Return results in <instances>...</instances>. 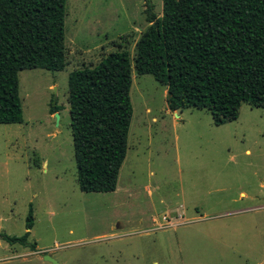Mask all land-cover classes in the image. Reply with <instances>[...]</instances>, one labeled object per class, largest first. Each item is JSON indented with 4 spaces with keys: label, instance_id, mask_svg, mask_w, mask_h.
Here are the masks:
<instances>
[{
    "label": "rangeland",
    "instance_id": "1",
    "mask_svg": "<svg viewBox=\"0 0 264 264\" xmlns=\"http://www.w3.org/2000/svg\"><path fill=\"white\" fill-rule=\"evenodd\" d=\"M146 8L66 0L65 69L18 73L23 122L0 124V236L21 237L31 209L35 250L0 239V264H264V109L243 103L215 126L206 109L170 112L166 87L133 72L116 189L78 188L67 75L110 52L133 62Z\"/></svg>",
    "mask_w": 264,
    "mask_h": 264
},
{
    "label": "trees",
    "instance_id": "2",
    "mask_svg": "<svg viewBox=\"0 0 264 264\" xmlns=\"http://www.w3.org/2000/svg\"><path fill=\"white\" fill-rule=\"evenodd\" d=\"M66 0H0V124L23 122L18 73L61 72ZM149 25L127 51L110 52L93 67L67 75L69 126L78 188L111 193L128 149L132 73L166 87L170 112L206 109L213 124L237 119L243 103L264 109V0H162L161 16L146 2ZM60 107L54 103L51 112ZM29 210L21 237L28 242Z\"/></svg>",
    "mask_w": 264,
    "mask_h": 264
},
{
    "label": "water",
    "instance_id": "3",
    "mask_svg": "<svg viewBox=\"0 0 264 264\" xmlns=\"http://www.w3.org/2000/svg\"><path fill=\"white\" fill-rule=\"evenodd\" d=\"M55 116V119H56V122L58 123V120H59V114L58 113H55L54 114ZM0 239H2V237L0 236ZM43 260L50 263V264H59L58 262H56L52 257L48 256V255H45L43 257Z\"/></svg>",
    "mask_w": 264,
    "mask_h": 264
},
{
    "label": "flooded vegetation",
    "instance_id": "4",
    "mask_svg": "<svg viewBox=\"0 0 264 264\" xmlns=\"http://www.w3.org/2000/svg\"><path fill=\"white\" fill-rule=\"evenodd\" d=\"M145 2H147V0H144Z\"/></svg>",
    "mask_w": 264,
    "mask_h": 264
}]
</instances>
